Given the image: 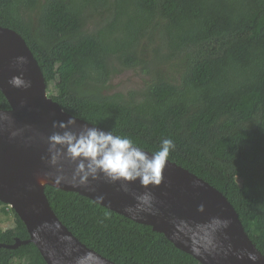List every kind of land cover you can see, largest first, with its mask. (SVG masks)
<instances>
[{"label": "trees", "instance_id": "trees-1", "mask_svg": "<svg viewBox=\"0 0 264 264\" xmlns=\"http://www.w3.org/2000/svg\"><path fill=\"white\" fill-rule=\"evenodd\" d=\"M0 25L23 36L65 111L152 153L172 139L168 159L223 192L264 254V0H0ZM130 69L147 81L114 92ZM0 108H10L1 90ZM46 194L76 237L117 264H201L79 193ZM0 205L14 215L0 243L29 238ZM0 264L47 262L28 243L0 248Z\"/></svg>", "mask_w": 264, "mask_h": 264}, {"label": "water", "instance_id": "water-1", "mask_svg": "<svg viewBox=\"0 0 264 264\" xmlns=\"http://www.w3.org/2000/svg\"><path fill=\"white\" fill-rule=\"evenodd\" d=\"M21 57L26 60L22 65ZM21 75L30 87L9 84ZM0 90L10 105L0 108V201L14 209L29 233V238L0 243V248L34 243L47 264H117L84 244L59 219L46 194L49 185L151 226L201 264H264V254L227 196L169 159L161 183L147 187L139 181L112 182L102 174L81 182L70 160L52 164L48 137L57 131L53 122L72 114L49 95L43 70L23 36L1 25ZM85 124L99 127L80 118L74 130ZM145 194L147 201L140 199ZM249 254L257 259L250 260Z\"/></svg>", "mask_w": 264, "mask_h": 264}, {"label": "clouds", "instance_id": "clouds-1", "mask_svg": "<svg viewBox=\"0 0 264 264\" xmlns=\"http://www.w3.org/2000/svg\"><path fill=\"white\" fill-rule=\"evenodd\" d=\"M22 65L25 58H19ZM13 87H30V81L23 76H13L9 80ZM77 115H71L66 121H54L53 128L57 129L48 137L51 163L56 164L60 158H66L75 164V172L86 182L88 178H98L101 174L112 182L139 183L147 187L161 183L162 170L175 149L172 139L164 138L159 150L152 154L137 146L127 136L115 135L112 131H104L96 126L85 124L78 131L74 130ZM147 201L150 197L145 194L140 198ZM249 259L257 257L249 254Z\"/></svg>", "mask_w": 264, "mask_h": 264}, {"label": "rangeland", "instance_id": "rangeland-1", "mask_svg": "<svg viewBox=\"0 0 264 264\" xmlns=\"http://www.w3.org/2000/svg\"><path fill=\"white\" fill-rule=\"evenodd\" d=\"M100 16H97L92 21L97 22L99 21ZM96 23H92L90 26L93 27ZM153 56L152 52L151 54L147 55V58L150 59ZM148 76L144 75L140 69L134 70L130 69V71H127L123 73L119 78H116L114 80L115 88L114 92H123L124 94L128 93L129 91L136 90L142 87V84L147 81ZM51 89L54 90V87L52 86L50 89H48L49 95L51 92ZM3 206L0 205V227L3 229L10 228L14 225V215L12 212L10 214H5L1 209Z\"/></svg>", "mask_w": 264, "mask_h": 264}]
</instances>
